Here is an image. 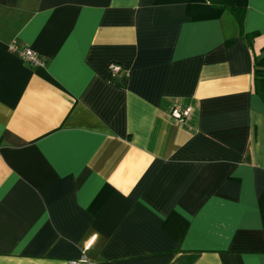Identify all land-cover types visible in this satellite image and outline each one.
<instances>
[{"label": "crops", "instance_id": "obj_1", "mask_svg": "<svg viewBox=\"0 0 264 264\" xmlns=\"http://www.w3.org/2000/svg\"><path fill=\"white\" fill-rule=\"evenodd\" d=\"M236 4L252 46L208 0H0V264L92 236L97 264H264V0Z\"/></svg>", "mask_w": 264, "mask_h": 264}, {"label": "trees", "instance_id": "obj_2", "mask_svg": "<svg viewBox=\"0 0 264 264\" xmlns=\"http://www.w3.org/2000/svg\"><path fill=\"white\" fill-rule=\"evenodd\" d=\"M213 6L227 9L237 22L239 33L242 39L248 46H252L257 36L255 31L246 32L243 28L245 9L244 7L238 6L236 0H208ZM232 39H228L227 43L231 42ZM264 49V47H262ZM253 92L260 97L264 102V55L257 57L254 55L253 60Z\"/></svg>", "mask_w": 264, "mask_h": 264}, {"label": "built area", "instance_id": "obj_3", "mask_svg": "<svg viewBox=\"0 0 264 264\" xmlns=\"http://www.w3.org/2000/svg\"><path fill=\"white\" fill-rule=\"evenodd\" d=\"M8 49L12 53L20 57L24 62H26L31 67L45 66L46 61L44 57L30 47L20 46L15 42H11L8 44ZM120 69H121L120 65L116 63H111L109 65V70L113 74L118 72ZM190 115H191V107L189 106L175 108L172 111V116L180 121L187 120L190 117ZM94 238L95 236H92L89 239V241L85 244L80 257H78L77 259H72L70 261V264H97V262L90 259L86 254V250L89 248Z\"/></svg>", "mask_w": 264, "mask_h": 264}]
</instances>
